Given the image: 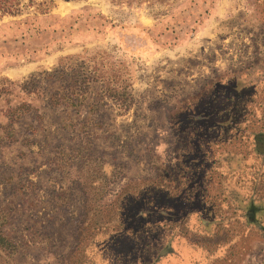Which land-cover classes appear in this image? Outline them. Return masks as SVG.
Here are the masks:
<instances>
[{
	"label": "rangeland",
	"instance_id": "rangeland-1",
	"mask_svg": "<svg viewBox=\"0 0 264 264\" xmlns=\"http://www.w3.org/2000/svg\"><path fill=\"white\" fill-rule=\"evenodd\" d=\"M15 1L0 123L39 110L18 141L0 130L10 264H264V0ZM59 64L124 88L129 108L105 97L101 126H75L84 109L47 104Z\"/></svg>",
	"mask_w": 264,
	"mask_h": 264
},
{
	"label": "trees",
	"instance_id": "trees-1",
	"mask_svg": "<svg viewBox=\"0 0 264 264\" xmlns=\"http://www.w3.org/2000/svg\"><path fill=\"white\" fill-rule=\"evenodd\" d=\"M49 2L52 0H43V2ZM17 1L15 0H0V12L1 13H16L18 12ZM48 9V8H44ZM43 9V10H44ZM69 69V70H68ZM68 70V71H67ZM54 76L60 81V85L53 92L48 95L47 104L51 109H56L63 107V110L71 109L70 115L73 119L75 116H78L80 111L84 109L85 115L83 118L78 121L74 118V125H80V128L83 131H88L90 129L98 128L101 126L100 120L96 117L97 113L104 106L105 102L103 101L105 97H111L114 99L115 103L119 105L120 108L127 110L129 108V97L126 94L124 88L109 87V86H100V89L91 87L94 77L91 76V73H88V76L85 78L75 70V68L68 66L66 64H59V68L55 71ZM83 78V79H81ZM95 87V86H94ZM27 93H36L37 86L24 85L22 87ZM39 110L34 107L30 102H20L11 107H9L5 112V123H0V130L2 131L3 137L10 141H18L17 131H15V125L19 122L22 116L33 113ZM41 115H44L43 112ZM41 118V116H39ZM73 126V127H75ZM255 138V150L259 153L264 154V146L258 147L262 139L264 138V132H260L254 136ZM88 141V140H86ZM22 142L29 143L28 138H24ZM248 219L252 220V216L255 214L254 206L249 205ZM135 217H143L144 212H136ZM6 219V214L3 212L0 207V221ZM3 223L0 222V252H3L5 256V261L7 264H10L14 261V255L17 253L19 245L15 240L8 237L3 229ZM129 229V228H128ZM121 235V234H120Z\"/></svg>",
	"mask_w": 264,
	"mask_h": 264
}]
</instances>
